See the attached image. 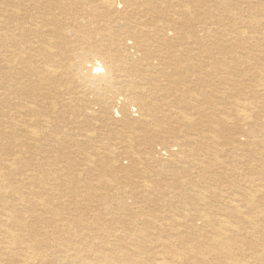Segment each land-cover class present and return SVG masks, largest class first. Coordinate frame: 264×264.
<instances>
[{
	"label": "bare ground",
	"instance_id": "bare-ground-1",
	"mask_svg": "<svg viewBox=\"0 0 264 264\" xmlns=\"http://www.w3.org/2000/svg\"><path fill=\"white\" fill-rule=\"evenodd\" d=\"M0 264H264V0H0Z\"/></svg>",
	"mask_w": 264,
	"mask_h": 264
}]
</instances>
